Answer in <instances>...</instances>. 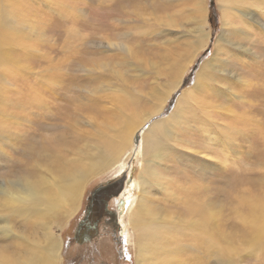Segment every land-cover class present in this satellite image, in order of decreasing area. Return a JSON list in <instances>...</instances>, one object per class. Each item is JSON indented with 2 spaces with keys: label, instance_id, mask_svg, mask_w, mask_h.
Returning a JSON list of instances; mask_svg holds the SVG:
<instances>
[{
  "label": "rangeland",
  "instance_id": "obj_1",
  "mask_svg": "<svg viewBox=\"0 0 264 264\" xmlns=\"http://www.w3.org/2000/svg\"><path fill=\"white\" fill-rule=\"evenodd\" d=\"M226 2L0 0L3 257L26 259L29 249L24 252L21 239L36 241L39 235L38 229L13 217L4 196L27 177L41 174L40 163L47 162L41 150L68 142V149L59 152L66 159L76 157L75 148L100 150L104 135L118 141V132L131 118L141 120L157 109L135 132L132 151L87 181L75 215L51 222L64 245L61 264H136L129 212L121 215V225L117 216H101L90 241L79 242L76 235L97 188L125 177L122 191L108 198V208L116 211L124 190L132 204L136 201V180L145 164L143 136L156 122L169 119L182 98L184 117L169 127L172 134L167 132L163 156L156 159L160 179L167 184L165 190L151 187L154 203L176 216L185 208L183 188L199 185L200 193L217 206L225 256L220 261L212 257L213 262L209 256L206 262L228 264L233 256L236 264H264V0ZM202 17L205 31L212 33L208 45L198 40ZM209 61L206 80L199 72ZM179 75V87L174 92L170 87V98L159 112L160 100ZM131 175L134 183L128 187ZM103 198L98 197L95 210L101 209ZM245 199L250 205L260 201L261 208L247 211ZM183 248L188 259L191 254Z\"/></svg>",
  "mask_w": 264,
  "mask_h": 264
},
{
  "label": "bare ground",
  "instance_id": "obj_2",
  "mask_svg": "<svg viewBox=\"0 0 264 264\" xmlns=\"http://www.w3.org/2000/svg\"><path fill=\"white\" fill-rule=\"evenodd\" d=\"M222 1L226 2V0ZM231 1L232 0H227L228 3H231ZM205 25L206 19L202 17V19L200 20V28L198 30V32L200 33L198 36V40L201 41V44H204L206 42V45H208L212 33L205 31ZM224 25L225 27L228 26V21H225ZM226 39L227 38L219 40L220 42H222L224 40L227 41ZM199 48L200 47H198V51ZM203 48L204 47L202 46V49ZM210 63L212 62L209 61L207 63H204L199 72V76H203L206 80L208 74H211L210 71L212 68L208 67ZM181 75L176 77V81H174L171 86L169 84L168 92H166L167 95H163L164 93H161L164 97L161 100L159 98V112L163 110L167 99L170 98L168 96L171 95V92H174L175 89L179 87L181 83V78L183 77H181ZM170 87L171 89H173L172 91H170ZM35 99L37 100V97H35ZM183 103V99L180 98L177 108L174 111L175 113L173 112V115H171L169 119L162 120L153 124V126L143 136L142 155L145 164L144 167H142L141 173L139 174V177L136 180L137 185L140 189L136 201L132 204L131 200L129 199L128 192H125V190L121 195L122 199L125 200V208H122L123 210L121 211L123 214L121 215H124V213L126 214V212H129L128 224L132 227L135 236L134 244L136 245L137 250V256L135 259L136 264H208L206 262L208 261L207 257L210 256L211 261L212 257L215 258L217 261H220L223 256L221 252L222 248L220 247L221 245L219 238V225L217 224L216 218L217 206L215 205L214 200L209 199L205 197L202 193H200L197 187L199 185H192L193 187L190 186L183 188L185 200H183L182 203H184L185 208H180V211L176 213V216H171L170 214H168V212H166L167 209L164 207H161V210L159 207L160 204L158 205V202L154 203L153 199H155V196L154 198L151 196L153 194L151 192L152 186H157L164 190L166 189L164 186L167 184V182L165 184V182L160 179L161 175L158 172L156 165L157 160L163 156V147L165 143L164 138L167 135V132L169 131V133L172 134V132H170L169 127L175 122L177 123L178 119L184 117ZM207 107L209 108V106ZM155 111L158 110L156 109ZM155 111L147 113L146 116L141 120L131 118L126 125V128H122L118 132V136H116L118 141L113 137L107 138L109 134L104 135L105 137L101 143L102 147L100 150L97 147H92V149L87 152L82 148H75L77 149L76 152L68 151L73 152V154H76V157L73 156L74 158L70 159L62 157V155H60L61 153H59L63 149H68V147H66L68 145V142H66V146H64L63 143L58 144L59 148H56V150H41L40 155L46 157L47 159L46 163H40L41 174L39 176H37L36 174L32 177H27L25 180H23V184L20 187L7 192L4 198L6 204L12 209L13 217L17 219V221L19 219H22V221H24L25 223L32 225L43 233V237H40V232L38 237L36 238V241H32L27 237H23V239L21 240H24L23 242L27 246L24 252L29 249L27 255L28 257L26 259H23L21 257L16 261H12L6 257H3L2 253L0 252V264L63 263L61 251L64 245L61 241H59V237L57 238L55 232L52 230L51 222L55 218L66 219L75 215L77 209L80 208L79 202L81 200L84 187L85 184H87V181L97 176L98 174L105 172V170L112 169L117 164H119L120 160L127 151H132L133 136L135 132L139 130V128L151 116L156 114L154 113ZM69 116L70 114L67 115V119L69 118ZM178 124L182 125L181 122ZM86 148L89 149L88 146H86ZM147 155H150L151 157H149V159H146L148 158ZM122 173L123 171H120L118 176L120 177ZM130 183H134L133 176ZM129 184L127 185L128 187ZM107 186L108 184L105 185V187ZM243 202L244 204H247V207L249 208L247 209V211H252V208H261L260 201L251 203V205L249 204L248 199H245ZM131 204V208L127 211V208H129ZM91 205H94V199ZM248 219L249 218L246 216L245 222H248ZM261 224V228L264 231V210L262 213ZM17 242L20 243V241ZM20 244L18 246H20ZM183 246H187L185 251L190 252L191 254L188 259L183 257ZM228 264H236L233 259V256L228 257Z\"/></svg>",
  "mask_w": 264,
  "mask_h": 264
},
{
  "label": "water",
  "instance_id": "obj_3",
  "mask_svg": "<svg viewBox=\"0 0 264 264\" xmlns=\"http://www.w3.org/2000/svg\"><path fill=\"white\" fill-rule=\"evenodd\" d=\"M131 180L132 178L130 177L126 181V186L131 182ZM106 184H108L107 187H105ZM106 184L96 189V191L93 193V196L91 198L90 205L93 202V199H94L93 197H96V200H97L98 197H101L103 195L104 198H103L102 204H103L105 212L107 213V215L115 216L116 213L108 208V204H107L108 198H110L111 196L113 197L116 194L118 195L122 191L124 184H125V177H123L122 179L118 181H114V182L111 181ZM95 203H94V207L91 205L87 208V212H86L87 216L85 217L84 221L81 222V225L79 226V230L76 235V239H78L79 242L92 240L97 230L98 222L94 221L91 218L94 215ZM124 204H125V200H123L122 197L117 199L116 205L118 206V208L120 207L125 208ZM82 227H85L86 229L84 230L82 229Z\"/></svg>",
  "mask_w": 264,
  "mask_h": 264
},
{
  "label": "flooded vegetation",
  "instance_id": "obj_4",
  "mask_svg": "<svg viewBox=\"0 0 264 264\" xmlns=\"http://www.w3.org/2000/svg\"><path fill=\"white\" fill-rule=\"evenodd\" d=\"M91 200V199H90ZM95 201H96V197L94 198V203H95ZM115 204H116V202H115ZM117 206V205H116ZM93 207H94V205H93ZM95 209V208H94ZM122 208L120 207V208H118V206L116 207V211H115V216H117L118 218H119V220H120V218H121V214H123L122 213ZM103 215H106V216H108V217H111V218H115V216H110V215H107V213L105 212V210H104V207H103V204H102V207H101V209L98 211V210H94V215L91 217V218H95V221H97L98 222V219L101 217V216H103ZM85 225V224H84ZM120 225H121V220H120ZM80 226V225H79Z\"/></svg>",
  "mask_w": 264,
  "mask_h": 264
},
{
  "label": "snow or ice",
  "instance_id": "obj_5",
  "mask_svg": "<svg viewBox=\"0 0 264 264\" xmlns=\"http://www.w3.org/2000/svg\"><path fill=\"white\" fill-rule=\"evenodd\" d=\"M97 254H99V251L97 250Z\"/></svg>",
  "mask_w": 264,
  "mask_h": 264
}]
</instances>
